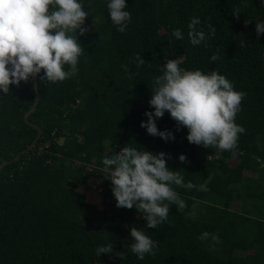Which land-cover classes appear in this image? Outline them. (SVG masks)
<instances>
[{
    "label": "trees",
    "instance_id": "16d2710c",
    "mask_svg": "<svg viewBox=\"0 0 264 264\" xmlns=\"http://www.w3.org/2000/svg\"><path fill=\"white\" fill-rule=\"evenodd\" d=\"M83 6L90 14L88 31L78 35L79 71L56 83L37 77L40 96L29 120L42 133L32 149L23 152L39 131L24 118L35 100L34 79L0 95V164L10 161L0 168V264H264V33L255 30L264 0H126L131 17L122 32L107 0H83ZM194 16L206 33L208 24L216 29L195 46L187 35ZM175 28L183 40L172 36ZM137 53L145 60L139 66ZM167 59L218 71L246 93L235 117L246 131L235 149L190 143L187 128L167 111L156 123L175 139L141 127ZM126 144L169 154L167 166L207 191L176 187L187 207L170 205L167 221L147 228L135 208L116 205L104 177L101 154ZM93 175L102 178L96 198L80 188ZM130 227L158 242L154 255L139 260L127 247ZM204 231L220 242L197 239ZM107 242L112 253L98 255L96 246Z\"/></svg>",
    "mask_w": 264,
    "mask_h": 264
},
{
    "label": "clouds",
    "instance_id": "9594fccd",
    "mask_svg": "<svg viewBox=\"0 0 264 264\" xmlns=\"http://www.w3.org/2000/svg\"><path fill=\"white\" fill-rule=\"evenodd\" d=\"M125 5L126 0H107L109 17L121 32L131 17ZM89 14L83 0H0V95L10 93V85L19 86L22 81L37 77L38 83H56L73 77L79 71V58L84 52L78 35L88 31L84 24ZM200 23L199 17L194 16L187 25L188 39L194 46L204 43L216 31L214 25L208 24L206 33L197 27ZM255 30L257 36L264 33V19L256 21ZM172 36L183 40L184 33L175 28ZM136 55V64H144L142 55ZM211 59L215 61L216 55ZM161 67L162 74L154 77L148 101L151 110H145L147 119L141 121V127L165 141L175 139L171 130H160L156 123L167 111L178 126L187 128L190 143L235 149L239 134L246 131L235 121L246 93L215 70L185 69L174 59H167ZM168 158L169 154L163 151L154 153L127 144L100 156L116 205L135 208L147 228H157L167 221L170 205H176L177 210L187 207L176 187L207 191L206 184L186 181L179 169L167 166ZM178 158L186 162L185 154ZM129 231L132 241L127 247L139 260L146 254H155L156 240L141 228L130 227ZM209 237L220 242L218 235L207 231L197 239ZM112 250V242L95 248L98 255Z\"/></svg>",
    "mask_w": 264,
    "mask_h": 264
},
{
    "label": "water",
    "instance_id": "95a60500",
    "mask_svg": "<svg viewBox=\"0 0 264 264\" xmlns=\"http://www.w3.org/2000/svg\"><path fill=\"white\" fill-rule=\"evenodd\" d=\"M34 84H35V87H36V96H35V100H34V102L32 103V105L30 106V108L28 109V111L25 113L24 118H25V120H26L28 123H30L31 125L37 127L39 131H38V134H37L36 138L33 140V142H32V143H31V144H30L25 150H23V152L28 151L29 149H32V148L34 147V145L36 144L38 138L41 136V133H42V129H41V127H40L37 123L32 122V121L29 120V116H30V114H31V113L36 109V107H37V104H38V101H39V96H40V94H39V90H38V88H37V78H34ZM19 156H20V154H18V155L15 157V159H18ZM8 162H10V161H9V160L3 161V162L0 164V168L3 167V166H4L6 163H8Z\"/></svg>",
    "mask_w": 264,
    "mask_h": 264
},
{
    "label": "rangeland",
    "instance_id": "374dc122",
    "mask_svg": "<svg viewBox=\"0 0 264 264\" xmlns=\"http://www.w3.org/2000/svg\"><path fill=\"white\" fill-rule=\"evenodd\" d=\"M63 139H61V141H62ZM250 175L252 174V175H256V173H253L252 171L251 172H248ZM101 180H102V178L101 177H98V178H96L94 175L93 176H91L90 177V179H89V184H88V186H81L80 188L82 189V190H85V191H87V192H89V194L91 193V194H93V192L96 190V186L97 185H99V184H101ZM94 194H96V193H94ZM93 194V196L96 198V196ZM92 196V197H93ZM240 202H239V200L238 201H235L234 202V204H233V206H232V208H234V209H236V208H239V206H240V204H239Z\"/></svg>",
    "mask_w": 264,
    "mask_h": 264
}]
</instances>
